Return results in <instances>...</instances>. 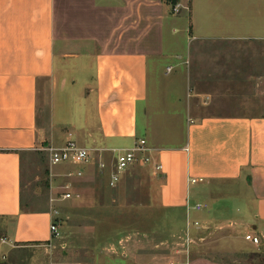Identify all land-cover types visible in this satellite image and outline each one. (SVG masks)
<instances>
[{
  "label": "crops",
  "instance_id": "1",
  "mask_svg": "<svg viewBox=\"0 0 264 264\" xmlns=\"http://www.w3.org/2000/svg\"><path fill=\"white\" fill-rule=\"evenodd\" d=\"M211 5L0 0V242L11 245L0 264L22 262L26 247L53 240V209L23 204V162L69 139L105 151L109 164L113 150L146 140L163 166L159 204L181 212L189 245L203 238H193L196 222L264 238V0H223L225 30L201 25L197 9ZM216 47L224 52L211 51ZM219 63L231 115L201 84L219 81ZM82 169L76 180L84 204L99 202L111 168ZM179 264L230 263L189 252Z\"/></svg>",
  "mask_w": 264,
  "mask_h": 264
},
{
  "label": "rangeland",
  "instance_id": "2",
  "mask_svg": "<svg viewBox=\"0 0 264 264\" xmlns=\"http://www.w3.org/2000/svg\"><path fill=\"white\" fill-rule=\"evenodd\" d=\"M209 1L212 5L205 13L201 7L197 9L201 25L205 30H225L228 19L223 0ZM202 2L199 0V5ZM194 17L196 20L197 15ZM187 37L186 32L185 50L189 52L184 56L186 60L192 53V42ZM214 37L219 38V34ZM211 51L222 54L224 49L216 47ZM203 52L207 54L210 50L205 48ZM216 60L221 62V59ZM219 65V81L202 80L201 84L204 91L216 95V107L223 114L231 115L224 112L229 104H225L223 97V67L222 63ZM202 66L200 64V68ZM58 169L62 168L50 165L44 147L24 159L23 204L28 211H58L55 222L60 236L53 237L48 244L26 247L27 253H21L25 254L21 258H26L17 264H27L25 260L32 257L37 264H179L189 252L193 258L206 257L230 264H264V238L258 246L252 245L245 240L248 231L244 228L241 231L214 227L204 230L194 224L193 238H203H194V244L191 241L189 245L188 227L181 223V212L159 204V185L152 167L130 169L117 188L104 187L102 193L96 194L100 201L92 203L91 200L90 204H84L83 196L62 200L68 192L64 189L66 185H71V193L80 196L82 193L79 180L64 177L70 168ZM5 247L8 246L0 242V257L5 254Z\"/></svg>",
  "mask_w": 264,
  "mask_h": 264
},
{
  "label": "built area",
  "instance_id": "3",
  "mask_svg": "<svg viewBox=\"0 0 264 264\" xmlns=\"http://www.w3.org/2000/svg\"><path fill=\"white\" fill-rule=\"evenodd\" d=\"M179 12L180 6L174 7V13ZM45 151L49 155L52 167L71 168L64 174L65 178L80 179L84 176L82 168H89L94 165L98 166L100 172H105L110 167L109 186L111 188H117L124 174L136 166L152 167V172L155 176H158L163 171L162 164L154 160V150L148 146L147 141L144 139L139 140L132 149L113 150L110 152L113 156L110 164L105 160V151L82 147L71 139L62 147L50 146L45 148ZM192 183L196 184L197 180H193ZM64 189L68 192L63 195V201L81 199L80 195L71 193V185H66ZM196 209L199 211L202 209V206H197ZM53 213L54 215H59V212L56 210ZM195 226L200 227V224L196 222ZM51 233L53 237L60 236L59 227L55 221L51 224ZM245 240L255 246L260 244L259 237L252 233L247 234ZM1 242L2 244H6L5 239H2Z\"/></svg>",
  "mask_w": 264,
  "mask_h": 264
},
{
  "label": "trees",
  "instance_id": "4",
  "mask_svg": "<svg viewBox=\"0 0 264 264\" xmlns=\"http://www.w3.org/2000/svg\"><path fill=\"white\" fill-rule=\"evenodd\" d=\"M263 264V263H262Z\"/></svg>",
  "mask_w": 264,
  "mask_h": 264
}]
</instances>
